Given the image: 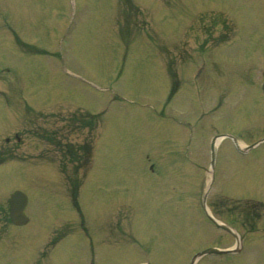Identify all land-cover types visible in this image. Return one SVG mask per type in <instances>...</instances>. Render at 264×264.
Returning <instances> with one entry per match:
<instances>
[{"label": "rangeland", "instance_id": "rangeland-1", "mask_svg": "<svg viewBox=\"0 0 264 264\" xmlns=\"http://www.w3.org/2000/svg\"><path fill=\"white\" fill-rule=\"evenodd\" d=\"M112 1L113 5L115 2L120 8L121 3L117 0H0V48L14 50V41L18 43L22 39L23 46L31 44L32 39L29 37L40 31L33 26L29 28L27 22L30 20L28 21L26 15L30 14L37 19L53 18L56 21L53 44L57 40L55 47L61 52L58 59L47 60L38 49L47 48L53 51L52 44L41 47L35 39L33 42L37 48H30L29 66L20 68L19 63L15 62L18 71L15 72V68L9 73L0 72V95L11 99L13 97V102H4L12 115L16 114L13 108L14 103L18 102L16 89L12 90L14 87L19 88V93L24 95L27 90L31 91L29 106L37 109L51 107V112L55 109V113L52 112L53 118L40 115L34 121L25 118L16 122L19 125L16 128H7L8 132L1 136V140H5V137L12 136L18 128L23 129L26 136V142L18 152V160L26 158L29 162L6 164L0 168L1 194L5 196L17 190L25 193L29 199L27 213L32 223L20 230L24 254L31 252L33 241L37 238L35 233L45 226L53 225L58 218H70L72 223L77 222V210L64 195L66 185H63V176L61 178L55 166L59 159L52 152L54 149L49 148L42 136H39L45 129L55 131L57 127L65 126L66 123L60 119V110L63 109L67 114L73 113L69 110L78 112L77 108L70 105L82 107L93 114H102V120L104 119L98 145V160L91 177L90 189L82 195V205L80 204L86 216V227L90 231L97 229L98 204L105 207L132 192L145 196V187L152 186L148 197L139 199L143 214L138 228L143 230H137V224L134 223L139 210L136 211L127 204L117 206L110 212L108 224L112 227L117 224L121 226V220L124 219L125 225L134 224V231L138 236L156 230L154 234H157V238L149 239L150 247L154 250L169 249V242L177 247L180 239L183 240L181 224L186 222L185 213L175 212L172 208L165 209L163 205L158 207L153 192L162 185L164 187V179L175 177L174 173L181 175L176 177L175 182L184 186V192H179L178 188L175 191L177 199H185L186 193L195 196L199 182H204L206 178L204 171L208 163L211 165L208 146L210 139L216 135L231 133L249 144L264 137V95L260 93L264 73V0H134L145 13L142 15L131 12L130 20L141 25V29L135 25L136 28L127 26L122 32L119 30L124 27L125 20L121 16L115 18V15H111ZM205 9H208L205 22H195L191 32L193 35L186 45L176 51L167 52L165 59L170 61L172 69H169V74L173 83V98H170L173 102L167 104L170 89L165 69H162L164 64L160 62L161 51L175 46L193 22L195 13ZM218 16L226 18L225 26H215L213 33L208 35L207 29L213 24L212 17ZM5 18L11 24V29L4 24ZM145 19L149 27L144 26ZM43 36L46 35H42V38ZM5 50L6 59L15 58L14 54H8ZM200 51L205 52L211 66H206L199 77L200 83L194 85L193 60L197 59ZM17 52L19 56V51ZM28 59L30 61L29 57ZM3 64L9 65L5 61ZM66 70L74 76H68ZM19 71L25 79L20 76ZM49 73L55 75L53 83L48 79ZM54 91L60 93L50 95ZM194 91L198 94L204 92L201 99L206 98L208 103L206 110L209 112L211 125L204 120L198 126L203 102ZM19 103L22 105L21 101ZM175 110L180 114L183 110L181 115L184 118L176 119ZM2 118L3 115H0V124ZM218 120L222 124L216 126L215 121ZM229 120L237 122L231 123L229 128L236 129L238 126V131L220 129L223 126L228 127ZM32 123L36 125L34 141L27 136V127ZM243 126L251 131L240 132ZM201 130L203 132L199 135ZM81 134L88 136L89 131L85 130ZM177 134L181 142L174 140ZM75 135H71L72 139L76 138ZM204 136L211 137L210 141L206 142ZM186 137L188 141L182 146L185 148L182 156L180 145ZM230 142L229 139L223 141L217 153L215 186L222 185L225 190L230 186H237L242 191L229 192H233L235 196L251 194L254 196L252 199H259L264 203V144L247 155H240L232 150L233 143ZM31 149L35 151L32 152ZM185 156L190 158L189 164L183 159ZM31 159L37 162L32 163ZM67 167L66 171L72 176V164H67ZM151 168L155 169V173ZM183 176L187 177V182L181 179ZM93 186L100 188L98 202ZM125 187L130 189L126 190ZM192 187V192H189ZM186 189L188 190L185 191ZM223 192L219 193L223 195ZM191 210L201 214L203 207L200 201L199 205L192 203L189 207V211ZM217 210L220 211V214L217 213L220 218L226 217L223 209ZM121 212L124 213L122 219L119 216ZM237 213L239 212H235L233 217L237 221V227L243 232L259 227L254 214ZM168 215L172 216L171 220L175 223L172 227L168 225ZM118 218L120 223L116 222ZM228 219L230 218L227 216L226 220ZM261 222L264 224V219ZM64 224L61 220L56 225ZM261 227L264 230L263 225ZM195 230L194 236L196 235L200 244L216 233L208 228ZM126 232L123 229L119 232L122 235L120 240H113L111 247L118 257L114 264H135L143 258L139 247H135L138 245L131 243L129 246L124 242V238H127ZM184 233L188 235L186 228ZM102 240L99 239L98 243ZM232 240L225 237L220 243L232 246ZM152 242L158 244L154 246ZM49 246L44 248L46 252L42 248V251H36L31 264H36V256L40 261L38 264H49L54 250V247L49 249ZM209 246L216 247L219 244L212 243ZM119 247H122L121 250ZM178 250H183V247ZM110 253L111 249L107 248L106 254ZM167 254L171 255L173 252ZM186 254L184 251L169 260L165 259L166 262L161 260L158 264H181L184 259L182 257ZM67 257L71 258L72 254ZM53 258L55 259L54 256ZM8 264H25V261ZM197 264H264V237L254 236L253 245L246 243L241 255L225 256L221 260L207 256Z\"/></svg>", "mask_w": 264, "mask_h": 264}]
</instances>
